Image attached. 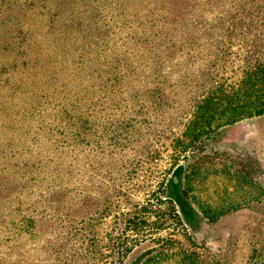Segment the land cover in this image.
I'll return each mask as SVG.
<instances>
[{
  "label": "rangeland",
  "instance_id": "rangeland-1",
  "mask_svg": "<svg viewBox=\"0 0 264 264\" xmlns=\"http://www.w3.org/2000/svg\"><path fill=\"white\" fill-rule=\"evenodd\" d=\"M61 1L0 0V264H264V116L197 113L264 0Z\"/></svg>",
  "mask_w": 264,
  "mask_h": 264
},
{
  "label": "trees",
  "instance_id": "trees-1",
  "mask_svg": "<svg viewBox=\"0 0 264 264\" xmlns=\"http://www.w3.org/2000/svg\"><path fill=\"white\" fill-rule=\"evenodd\" d=\"M60 3L65 4L66 9L75 11L73 4L67 7V0ZM68 21L74 20L68 18ZM246 66L236 82L229 83L228 78L211 81L207 97L197 112L199 121L200 118L204 120L199 134L234 125L246 118L264 116V57L252 60ZM187 262L188 257L184 258L182 264Z\"/></svg>",
  "mask_w": 264,
  "mask_h": 264
}]
</instances>
